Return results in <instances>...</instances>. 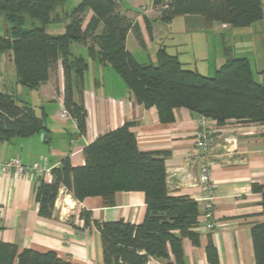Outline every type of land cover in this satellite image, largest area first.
<instances>
[{
	"label": "crops",
	"instance_id": "obj_1",
	"mask_svg": "<svg viewBox=\"0 0 264 264\" xmlns=\"http://www.w3.org/2000/svg\"><path fill=\"white\" fill-rule=\"evenodd\" d=\"M70 1L75 7L81 0ZM114 1L132 25L126 37V50L141 64H155L158 50L163 49L185 69L212 76L227 59L248 60L246 43L264 32V0L263 18L244 29L216 22L207 27L201 16L177 17L164 23L159 20L160 9L153 7L152 0ZM91 16V12L86 13L83 28ZM79 46L78 56L74 57L86 55L91 62L87 63L82 85H75L73 95L74 102H80L86 110L84 136L78 134L73 118L59 117L65 109L60 62L45 83L30 90L17 85L11 52L0 57V90L12 94L15 88L21 95L18 104L32 108L43 118L45 127L36 135L0 140V159L17 157L23 165L39 161L51 170L68 159L72 167H82L83 151L88 145L109 131L132 123L130 130L138 149L164 157L168 194L189 197L197 203L200 212L198 201L202 193L197 180L201 159L195 138L200 116L177 108L172 112V122L161 123L155 107L145 108L137 103L117 73L114 70L111 73L110 66L92 60L87 47ZM252 73L255 82L264 85V66L256 72L263 78L262 82ZM209 153L215 229L206 231L200 220L196 230L199 245H193L188 239L183 241L184 264H211L206 252L209 243L216 250L215 264H255L251 228L261 223L263 217L261 195L252 186L264 183V128L227 120L222 127H214ZM39 184L40 179L33 174L17 177L0 172V245L15 246L17 254L26 249L52 251L71 264H102L100 236L92 222L123 221L138 225L145 217L143 192H117L114 205L105 207L100 197L77 201L61 187L51 218H43L35 201ZM82 210L90 214L89 226H84L80 218ZM150 264L160 263L151 260Z\"/></svg>",
	"mask_w": 264,
	"mask_h": 264
},
{
	"label": "trees",
	"instance_id": "obj_2",
	"mask_svg": "<svg viewBox=\"0 0 264 264\" xmlns=\"http://www.w3.org/2000/svg\"><path fill=\"white\" fill-rule=\"evenodd\" d=\"M263 0H152L164 23L184 16H201L207 27L216 22L244 29L263 18ZM66 0H0V13L10 24L0 33V57L11 52L18 86L38 88L60 62L64 73V108L76 122L78 134L86 133V110L74 102V88L82 85L87 62L71 54V44L87 47L92 60L110 66L145 108L155 107L161 123L173 121V110L185 108L212 119L217 127L227 120L258 124L264 128V85L255 82L246 58L227 59L212 76L185 69L179 60L158 50L155 64H141L126 50L131 21L120 13L114 0H81L70 12L57 10ZM87 12L92 16L83 28ZM41 26L24 28L26 18ZM68 22L64 33L50 34L49 24ZM147 22V21H146ZM147 30L150 27L147 22ZM132 123L109 131L88 145L85 164L72 167L68 159L51 170L53 182L40 181L35 191L38 214L51 218L59 189L64 187L74 200L100 197L105 207L114 205L117 192L140 191L146 213L138 225L123 221L92 222L99 232L102 264H184L183 241L199 245L200 222L197 203L186 196H170L166 186L164 157L141 152L130 128ZM43 118L28 106L18 104L13 94L0 90V140L39 134ZM166 156V154H163ZM260 193L263 221L251 228L255 264H264V183L253 185ZM84 226L90 214L82 210ZM208 260L215 264L216 250L206 247ZM0 264H71L56 253L23 250L0 245Z\"/></svg>",
	"mask_w": 264,
	"mask_h": 264
},
{
	"label": "built area",
	"instance_id": "obj_3",
	"mask_svg": "<svg viewBox=\"0 0 264 264\" xmlns=\"http://www.w3.org/2000/svg\"><path fill=\"white\" fill-rule=\"evenodd\" d=\"M59 117L68 118L69 114L63 109L59 113ZM215 126L216 122L214 120L200 116L195 132L196 149L199 152L201 159L197 181L202 197L198 202L201 204L200 220L204 222L203 228L206 231H213L215 229L214 185L211 179L209 162L211 138ZM0 172L7 176L14 175L17 177L33 174L46 184H51L53 182L51 169L46 168L39 161L33 162L30 165H23L17 157L8 158L6 160L0 159Z\"/></svg>",
	"mask_w": 264,
	"mask_h": 264
},
{
	"label": "rangeland",
	"instance_id": "obj_4",
	"mask_svg": "<svg viewBox=\"0 0 264 264\" xmlns=\"http://www.w3.org/2000/svg\"><path fill=\"white\" fill-rule=\"evenodd\" d=\"M73 4L74 3L69 0L63 8H60L57 10L58 14H60V15H64L67 13L70 14L71 10L74 8ZM24 22H25L24 28L40 27L41 26V24L37 20H31L28 17L24 20ZM67 23L68 22L49 24L46 27V29L50 34H53V35L62 34V33H64L65 26ZM10 27H11L10 24H8L7 21L5 20L4 14L0 13V33L2 35H6L8 30L10 29ZM79 47L80 46L77 44H72L71 54H73V56H78L76 54H77V49H79ZM245 54H246L245 56L248 58V62L250 64L252 71L255 72L256 80H259V82L260 81L262 82L263 78L261 79V77H259L260 74H258L256 72L258 71L259 68L264 66V32L262 34L261 33L258 34L257 36H255L249 42L246 43ZM83 58L86 59V62L88 64L89 63L91 64L90 60L87 58L86 55H83ZM5 64H6L5 70L8 71L7 63H5ZM110 71H112L111 73H114L113 70H110ZM116 77L118 79V76H116ZM7 85H9V82H7ZM24 91L28 92V90L26 88H24ZM11 92L14 95L15 100L18 101L21 99L20 93L17 90H15V88L12 89Z\"/></svg>",
	"mask_w": 264,
	"mask_h": 264
}]
</instances>
